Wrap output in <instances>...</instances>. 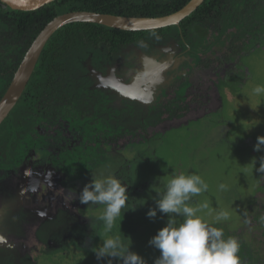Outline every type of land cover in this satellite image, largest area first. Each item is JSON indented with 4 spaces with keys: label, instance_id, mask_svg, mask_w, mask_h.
<instances>
[{
    "label": "flooded vegetation",
    "instance_id": "flooded-vegetation-1",
    "mask_svg": "<svg viewBox=\"0 0 264 264\" xmlns=\"http://www.w3.org/2000/svg\"><path fill=\"white\" fill-rule=\"evenodd\" d=\"M210 44L207 41L206 47ZM201 46L194 52L183 35L174 33L149 34L115 53L100 45L98 51L78 52L81 69L77 68L74 91L70 93L71 82L64 81L63 96L52 95L47 112L41 111L40 102L17 106V100L0 124V264H34L30 255L34 247L27 241L37 235L46 249L62 254L70 241L87 247L95 243L90 207L78 199L66 205L65 198L69 191L78 196L90 170L106 167L127 185L130 209L121 216L128 228L148 218L157 193L163 191L159 180L170 178L158 173L165 165L155 155L162 132L159 123L169 126L183 113L209 115L212 110L206 104L211 101L219 104L215 110L222 107L218 87L224 73L230 75L229 63L220 56L228 64L220 72L221 61L203 58ZM207 67L216 68L222 77L208 75ZM212 88L220 97H211ZM18 123L24 126L15 129ZM129 138L136 142L129 143ZM248 143L255 145L251 138ZM101 146L120 149L101 158L96 150ZM132 162L138 170H131ZM114 166L117 169L111 170ZM162 215L157 211V217Z\"/></svg>",
    "mask_w": 264,
    "mask_h": 264
},
{
    "label": "rangeland",
    "instance_id": "rangeland-1",
    "mask_svg": "<svg viewBox=\"0 0 264 264\" xmlns=\"http://www.w3.org/2000/svg\"><path fill=\"white\" fill-rule=\"evenodd\" d=\"M254 20L253 26L259 29L255 32L257 39L251 37L249 39L251 41H247L249 45L244 47L239 60L237 61L238 57H235L229 62L230 75H226V79L224 78L218 87L224 102L222 107L215 110L219 104L216 106L211 101L206 104L209 110H212L209 115L202 117L204 114L202 111L183 113L182 118L173 119L169 126L166 121H161L158 127L162 129V132L156 142L155 155L159 161L165 162L163 169L158 171L159 175L171 178L180 173H195L208 184L207 192L194 197L189 203L194 208L200 207L204 203L209 205L207 209H202L197 213L203 220L206 217L205 220H208L221 210L229 213L228 220H224L225 222L214 220L207 223L210 227L222 229L225 239L228 234H231L239 242L241 236L247 233L249 237L259 243V247L263 248L264 228L262 225L259 226L261 220L258 215L264 219V174L256 172L251 161L254 157L257 158L256 167L258 168V158L264 156V151H254V146L248 143V139H254L256 144L257 137L264 136V93L256 95L252 91L258 85L264 86V7L258 11ZM217 37V32L209 31L207 41L211 44L208 50H213L211 52L201 51L200 54L203 58L219 59L220 55H223L226 44L222 47L219 46ZM224 38L227 42L228 37ZM203 45L206 44L203 43ZM199 46L201 44L193 46V51L195 52V48ZM215 51L217 53H212ZM234 63L236 66L233 69L230 66ZM221 64L220 72L228 65ZM207 68L208 75H211L212 72L217 73L216 68L213 71L210 67ZM225 73L223 77H225ZM222 75L217 73V78ZM22 126L24 125L18 123L14 128ZM223 132H225L224 135H222ZM9 138L11 137L9 136ZM128 140L129 143L136 142V138ZM244 141L246 142L242 147ZM118 147L122 148L119 145ZM118 147H114L113 151L120 149ZM133 147L135 146L133 145ZM96 150L102 153L101 158L108 154L111 155L113 152L110 149L104 150L102 146ZM110 169L116 170L117 168L114 166ZM131 170H138L135 162H132ZM91 171L94 170L89 171L81 186L82 189L90 181ZM221 184L225 185L223 190L219 187ZM103 210V206L87 208V211H91L90 215L95 217L96 225L95 243L93 245L90 243L89 247L83 243L76 244L70 241L69 244L62 247L65 250V253L62 254L60 250L46 249L44 239L40 235L35 236L34 239L29 238L27 244L34 247L30 250L34 264H107L106 259L97 261L92 251V248L98 245L105 236L102 223L97 219ZM239 212L241 214L239 221L242 219V222L235 227L232 224L229 225L228 221L236 223L234 219H237ZM139 213L145 214L142 210ZM156 217L153 221H150L152 218L149 217L140 218L139 226L128 228L127 223L120 216L114 228V232L119 233V229H121L125 236L131 238V250L141 255L147 264H154V260L160 255L159 250L150 246L148 242L159 229L166 225L168 219L164 214L161 217Z\"/></svg>",
    "mask_w": 264,
    "mask_h": 264
},
{
    "label": "trees",
    "instance_id": "trees-1",
    "mask_svg": "<svg viewBox=\"0 0 264 264\" xmlns=\"http://www.w3.org/2000/svg\"><path fill=\"white\" fill-rule=\"evenodd\" d=\"M188 2L189 0H55L36 10L21 11L10 10L0 1V95L6 90L32 41L58 14L87 10L123 16L157 17L173 13ZM263 7L264 0H203L179 24L148 30H123L80 21L65 24L55 30L43 46L17 106L32 107V104L40 102L41 111L47 112L48 99L52 95H55V99L63 96L64 81L68 79L71 82L68 85L69 92L74 91L73 81L78 74L77 68L81 69L78 52L98 51L101 45V50L115 53L125 44L137 42L153 33L183 35L188 45L202 44L206 51L210 47L203 45L207 43L206 35L209 31H215L218 45L222 47L226 44V50L220 56H226L225 60L229 63L234 57L240 56L244 47L249 45L247 41H251V37L256 38L258 27L253 26L254 17ZM225 36L228 37L227 42ZM218 60L223 63V59ZM239 214L234 219L236 223L228 221V224L234 227L240 224L242 219L239 221ZM258 217L261 220L259 226L264 228V219L259 215ZM214 220L213 215L205 222L211 223ZM228 237L234 236L228 234L226 238ZM239 243L238 256L241 264H264V242L261 248L257 241L244 233Z\"/></svg>",
    "mask_w": 264,
    "mask_h": 264
},
{
    "label": "clouds",
    "instance_id": "clouds-1",
    "mask_svg": "<svg viewBox=\"0 0 264 264\" xmlns=\"http://www.w3.org/2000/svg\"><path fill=\"white\" fill-rule=\"evenodd\" d=\"M252 91L260 95L264 93V86L258 85ZM254 151H264V136L257 137ZM258 160L257 168V158L252 159L253 168L264 174V156ZM91 173L92 179L84 185L78 196L75 191H69L65 198L66 205L78 199L80 204L88 207L103 206L104 210L97 219L102 223L105 236L92 248L97 261L106 259L107 264H147L141 255L131 250L130 237L125 236L121 229L119 233L114 232L117 219L130 209L127 208V185L113 171L100 169ZM159 184H163V191L157 193L155 207L149 209L147 216L155 218L159 211L166 214L168 219L166 225L148 242L160 253L154 264H240L239 241L235 237L225 239L222 229L210 227L197 215L209 205L204 203L197 208L190 206L189 202L194 197L208 190V184L200 175L180 173L159 180ZM219 187L223 190L225 185ZM177 217L182 220L178 221ZM228 219L227 211L221 210L215 215L216 222Z\"/></svg>",
    "mask_w": 264,
    "mask_h": 264
},
{
    "label": "water",
    "instance_id": "water-1",
    "mask_svg": "<svg viewBox=\"0 0 264 264\" xmlns=\"http://www.w3.org/2000/svg\"><path fill=\"white\" fill-rule=\"evenodd\" d=\"M10 10H36L55 0H0ZM203 0H189L179 10L157 17H133L87 10L67 11L55 16L32 41L16 69L5 93L0 98V124L15 106L34 70L38 57L51 34L71 22H91L123 30H148L179 22L189 15Z\"/></svg>",
    "mask_w": 264,
    "mask_h": 264
},
{
    "label": "crops",
    "instance_id": "crops-1",
    "mask_svg": "<svg viewBox=\"0 0 264 264\" xmlns=\"http://www.w3.org/2000/svg\"><path fill=\"white\" fill-rule=\"evenodd\" d=\"M225 79H226V76H225ZM221 95V94H220ZM220 95H219V92L215 89V88H212L211 89V97L213 98V97H220ZM221 99H222V97H221ZM221 102H222V105H223V99L221 100ZM216 103V102H215ZM123 152V151H122ZM123 153H125V152H123Z\"/></svg>",
    "mask_w": 264,
    "mask_h": 264
},
{
    "label": "bare ground",
    "instance_id": "bare-ground-1",
    "mask_svg": "<svg viewBox=\"0 0 264 264\" xmlns=\"http://www.w3.org/2000/svg\"><path fill=\"white\" fill-rule=\"evenodd\" d=\"M2 248V247H1Z\"/></svg>",
    "mask_w": 264,
    "mask_h": 264
}]
</instances>
